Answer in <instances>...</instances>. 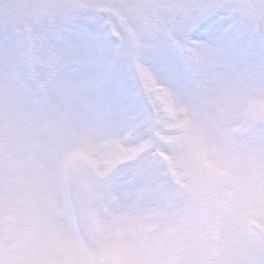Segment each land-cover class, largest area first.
Returning <instances> with one entry per match:
<instances>
[{"label": "clouds", "instance_id": "clouds-1", "mask_svg": "<svg viewBox=\"0 0 264 264\" xmlns=\"http://www.w3.org/2000/svg\"><path fill=\"white\" fill-rule=\"evenodd\" d=\"M149 2L0 0V38L13 32L14 45L27 47L29 28L39 32L73 16L92 23L109 39L119 33L121 40H128L133 28L142 31L149 22ZM223 2L232 6L242 26L264 28V0ZM7 63L0 56V92L11 87ZM145 64L155 72L150 60ZM104 80L109 86L132 84L149 118L148 147L136 161L118 165L104 180L84 162L66 169L62 160L69 147L83 148L103 170L106 161L120 155V144L136 142L117 104L97 103L95 97L69 85L34 108L19 103L18 118L0 129V199L25 206L16 228L26 237L21 258L32 264L62 258L58 246L62 233L57 226L65 223L71 202L79 211L92 212L95 220L94 231L75 264H112L105 255L113 243L109 233L125 214L130 219L150 215L157 226L152 235L157 241L154 246L142 238L136 245L146 264H264V115L247 111L249 105L262 104L264 99L247 96L244 108L230 114L233 132L224 137L218 131L217 105L203 88L189 85L185 102L197 119L194 125H185L183 114L174 116L163 105H148L144 84L127 57L115 60ZM104 93L101 89L100 96ZM239 128L244 130L235 131ZM85 131L93 134L90 145L83 137ZM206 153L231 161L230 177L220 183L210 179L204 164ZM140 164L150 165L166 184L176 211L153 215L149 201L127 202L109 196L111 176ZM168 230L171 234L160 238ZM28 233L39 238L38 250Z\"/></svg>", "mask_w": 264, "mask_h": 264}, {"label": "snow or ice", "instance_id": "snow-or-ice-1", "mask_svg": "<svg viewBox=\"0 0 264 264\" xmlns=\"http://www.w3.org/2000/svg\"><path fill=\"white\" fill-rule=\"evenodd\" d=\"M149 11L145 28L142 31L133 28L128 40H121L119 33H113L109 39L92 23L73 16L39 32L29 28L27 47L14 45L13 32L0 38V56L8 60L11 83L8 90L0 92V129L18 118L19 103L34 108L69 85L95 97L97 103L117 104L124 123L134 130L136 142L120 144V155L106 161L103 170L90 151L83 148L69 147L62 160L66 169L84 162L94 169L98 179L108 178L112 169L136 161L148 147L149 118L144 101L135 94L132 84L109 86L104 80L113 62L124 56L144 84L149 106L163 105L174 116L183 114L182 124L194 125L196 112L185 101L189 85H196L210 94L217 105L219 133L230 137L233 132L230 114L244 108L249 95L264 99V28L242 26L232 6L223 0H150ZM146 60L151 61L155 72L146 66ZM124 74L127 76L126 70ZM101 89L105 90L103 96ZM247 111L264 115V103L249 105ZM92 135L88 131L83 133L89 145ZM164 159L168 161L167 156ZM204 164L209 178L217 183L231 175L232 162L218 154L206 153ZM108 194L115 200L149 201L154 206L153 215L176 211L166 184L148 164L125 168L111 176ZM225 195L230 193L225 191ZM24 211V205L0 199V264H32L21 258L26 237L16 231ZM57 227L62 233L58 246L63 256L42 259L39 264H75V258L83 254L87 238L94 231V214L79 211L70 202L65 223ZM156 229L150 215L134 219L127 214L118 217L109 233L113 243L105 255L111 257L112 264H146L136 245L142 238L154 246L157 241L152 235ZM171 231L161 232L160 238ZM31 238L38 250L39 238Z\"/></svg>", "mask_w": 264, "mask_h": 264}]
</instances>
